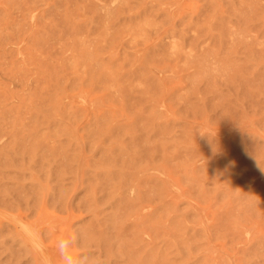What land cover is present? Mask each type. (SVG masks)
Masks as SVG:
<instances>
[{
  "label": "rangeland",
  "instance_id": "obj_1",
  "mask_svg": "<svg viewBox=\"0 0 264 264\" xmlns=\"http://www.w3.org/2000/svg\"><path fill=\"white\" fill-rule=\"evenodd\" d=\"M125 246L264 264V0H0V264Z\"/></svg>",
  "mask_w": 264,
  "mask_h": 264
},
{
  "label": "bare ground",
  "instance_id": "obj_2",
  "mask_svg": "<svg viewBox=\"0 0 264 264\" xmlns=\"http://www.w3.org/2000/svg\"><path fill=\"white\" fill-rule=\"evenodd\" d=\"M125 247H126V249H125L126 252H128L129 249L131 248L130 246H128V247H130L129 249H127V248H128L127 246H125ZM130 251H131V250H130ZM128 253H129V254H128ZM128 253H127V254L130 256V258H131L132 262H134V264H139V263H140V264H142V263L145 264V263H144V262H145L144 260H141L142 262H140V261L138 262V260H137V262H136V260L133 258V255H132L133 252H132V251H131V252H128ZM131 253H132V254H131ZM143 261H144V262H143ZM148 264H150V261H149Z\"/></svg>",
  "mask_w": 264,
  "mask_h": 264
}]
</instances>
